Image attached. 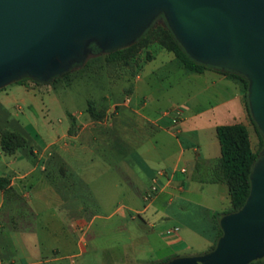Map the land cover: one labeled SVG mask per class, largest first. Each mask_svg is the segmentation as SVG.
<instances>
[{
	"label": "crops",
	"instance_id": "0c3cea01",
	"mask_svg": "<svg viewBox=\"0 0 264 264\" xmlns=\"http://www.w3.org/2000/svg\"><path fill=\"white\" fill-rule=\"evenodd\" d=\"M185 71L186 80L195 87L182 101L178 119L157 111L148 97L132 99L139 75L132 79L135 85L132 83L122 101L100 105L96 110L89 99L85 107L73 111L65 106L58 127L32 114L38 101L45 105L43 97L48 102L59 101L60 97L50 92L54 83L25 78L1 88L0 115L7 116V124L23 135L25 144L10 153L0 148V176L8 179L9 188H0V264H62L60 258L73 256L72 248L84 229V206L80 197L73 200L74 195L65 197L63 191L74 194L68 175L76 167L82 170L80 181H91L88 176L92 172L86 171L84 164L95 151L106 167L123 165L126 179L113 177L114 193L121 194L127 209L143 212L134 226L175 222L183 214L206 223V229L187 224L183 230L172 223L178 231L165 234L162 230V241L152 253L146 252V262L134 257L122 264H156L177 255L209 250L220 218L213 213L230 205L227 184L217 167L220 148L215 126L240 122L248 129V116L235 78L214 67ZM15 93L22 105L9 110V97ZM181 166L183 171L178 169ZM161 167L175 171L171 176H158V191L145 203L141 194L155 169ZM75 191L76 195L82 194L79 188ZM73 202L77 205L68 215L69 209L62 204ZM114 260L115 255L98 264H115ZM67 264L92 263L70 259Z\"/></svg>",
	"mask_w": 264,
	"mask_h": 264
},
{
	"label": "water",
	"instance_id": "95a60500",
	"mask_svg": "<svg viewBox=\"0 0 264 264\" xmlns=\"http://www.w3.org/2000/svg\"><path fill=\"white\" fill-rule=\"evenodd\" d=\"M161 13L194 60L242 74L250 117L264 136V0H0V87L46 81L100 50L130 44ZM209 250L164 264H247L264 255V152L242 205L222 214Z\"/></svg>",
	"mask_w": 264,
	"mask_h": 264
},
{
	"label": "rangeland",
	"instance_id": "374dc122",
	"mask_svg": "<svg viewBox=\"0 0 264 264\" xmlns=\"http://www.w3.org/2000/svg\"><path fill=\"white\" fill-rule=\"evenodd\" d=\"M160 20L161 18H158L157 21ZM103 51L91 52L87 45V53L83 61L73 62L74 65L71 64L62 73L55 74L56 77L51 82L54 83V89L50 92H55L63 105L61 106L56 100L48 102L43 97V103L49 107V110H46L45 105L38 101L36 112L31 111L33 116L58 127L60 124L58 119L63 115L65 106L68 111H73L85 107L86 101L89 99L93 104H96L93 105L94 110H96L95 108L100 105L106 106L109 102L122 101L128 95L132 83L135 85L132 80L135 75H139V79L137 87L133 91L132 99L141 100L143 97H148L151 104L159 112L173 106L181 108L182 101L191 91L189 89L195 87L193 83L186 80V71L177 63L174 55L156 41L138 47L131 57L125 59L108 61L105 59ZM28 77L33 80V77ZM13 84H15L13 80L9 81L2 85L0 90L2 87L8 88ZM20 101L19 94L15 93V95L10 96L7 104L8 109H16L18 104L22 105ZM108 114L111 115L112 112ZM7 121H9L7 116L0 115V127L11 129ZM248 132L252 149L260 155L264 152V144L260 145L258 134L249 118ZM98 156V152L95 151L84 164L85 170L92 172L88 176L91 179L89 183L80 181L79 177H82L81 167L74 168L68 175L70 183L75 187L74 194L63 191L64 196L71 198L74 195L73 198L75 199L72 198L73 200H76L77 197L82 199L84 206L82 218H84L85 224L82 226L84 227L82 235L72 248L73 256L60 258L59 262L67 264L72 259L76 262L98 264L105 257L111 258L113 255L116 256L115 264H122L125 261L131 262L134 257L146 262L143 260L148 257L146 252L152 253V249L162 241L164 227L178 223L182 230L187 224L206 229L205 221H195L188 214L175 218V222L168 220L158 224L155 222L143 223L140 227L134 226L136 221H140L143 212L127 209L124 207V203H126L124 198H120L121 194L119 192L114 193L113 177L116 175L126 179L123 165L117 163L116 166L106 167L102 164L103 162L101 163ZM76 188H79L82 194L76 195ZM87 189H90L91 192ZM116 190H118L117 187ZM98 191H101L100 194ZM139 191L141 190L138 189L137 191V201L140 208L142 202ZM99 195L102 196V199ZM110 199L117 200L112 203ZM76 205L77 203L73 202L62 204V207H67L69 209L68 215H70L72 213L71 207H76ZM53 210L59 211L56 207ZM123 213H125L124 216H122ZM131 216L133 217L131 218ZM80 233L79 231L77 235ZM259 263L263 264L264 260L259 261Z\"/></svg>",
	"mask_w": 264,
	"mask_h": 264
},
{
	"label": "trees",
	"instance_id": "16d2710c",
	"mask_svg": "<svg viewBox=\"0 0 264 264\" xmlns=\"http://www.w3.org/2000/svg\"><path fill=\"white\" fill-rule=\"evenodd\" d=\"M158 18H161V20L157 21ZM151 41L158 42L164 49L170 51L177 60V63L186 70L201 71L206 67H214L235 78L241 86L242 102L249 121L254 125V128L259 137L260 145L264 144V136L256 127V124L250 117L247 108L246 78L238 72L204 64L191 58L175 39L161 13L157 14L149 23V25L142 31V33L138 37H136L130 44L110 50H104L103 53H105V59L108 61L125 59L131 57L133 52L138 47L146 45ZM88 49L91 52H100V49L92 41L88 43ZM74 64L75 63H72V65ZM55 77L56 76H53L46 81L52 82L54 81ZM25 78L29 77L22 76L15 80L19 81ZM33 80L40 81L34 78ZM215 131L220 148V156L217 167L220 171L221 178L227 184L230 201V205L227 209L220 212H214V216L217 215V218H219L226 212L236 210L244 202L249 189V174L251 166L255 159L258 157V154L251 147L249 132L247 127L243 123L235 122L229 124H217L215 126ZM24 144L25 138L19 132L5 127L0 128V148L3 151L10 153L13 152L16 148L23 146ZM7 183L8 179L4 176H0V188L8 191L9 188L7 187ZM220 233L221 229L218 225L217 236ZM215 240L211 244L210 248H212V246L214 245ZM261 260H264V255L258 259L249 261L247 264H260L259 261ZM164 262H156V264H164Z\"/></svg>",
	"mask_w": 264,
	"mask_h": 264
},
{
	"label": "built area",
	"instance_id": "2783aa9c",
	"mask_svg": "<svg viewBox=\"0 0 264 264\" xmlns=\"http://www.w3.org/2000/svg\"><path fill=\"white\" fill-rule=\"evenodd\" d=\"M165 114H170L172 115L173 119H178L181 115V108L173 106L169 109H166L163 111ZM179 170L183 171L184 167H179ZM175 171V168H156L154 174L151 176L149 184L147 185V187L143 190L142 194H141V198L142 200L147 203L149 202L154 195L157 193L158 191V185H157V178L159 175L165 176L166 174L171 176L173 174V172ZM178 226L177 225H172L169 227H166L163 232L165 234H173L176 233L178 231Z\"/></svg>",
	"mask_w": 264,
	"mask_h": 264
}]
</instances>
